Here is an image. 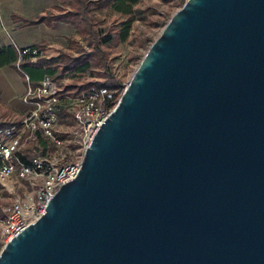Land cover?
Returning <instances> with one entry per match:
<instances>
[{"label":"water","instance_id":"water-1","mask_svg":"<svg viewBox=\"0 0 264 264\" xmlns=\"http://www.w3.org/2000/svg\"><path fill=\"white\" fill-rule=\"evenodd\" d=\"M0 264H264V0H185Z\"/></svg>","mask_w":264,"mask_h":264},{"label":"built area","instance_id":"built-area-1","mask_svg":"<svg viewBox=\"0 0 264 264\" xmlns=\"http://www.w3.org/2000/svg\"><path fill=\"white\" fill-rule=\"evenodd\" d=\"M14 47L17 65L24 59L36 62L42 56L40 48L34 45L14 43ZM24 79L21 99L28 105L26 112L11 124L0 126V187L11 198L8 204L0 207L1 248L43 214L57 188L73 179L81 166V159L60 162L54 156H27L25 150L31 141L42 137L60 143L58 122L60 115L66 112L71 115L85 148L120 98L108 84H94L69 94L62 92L48 74L36 84L29 82L27 74Z\"/></svg>","mask_w":264,"mask_h":264},{"label":"rangeland","instance_id":"rangeland-1","mask_svg":"<svg viewBox=\"0 0 264 264\" xmlns=\"http://www.w3.org/2000/svg\"><path fill=\"white\" fill-rule=\"evenodd\" d=\"M91 1H94V3L89 4L92 26L99 37H109L106 41H100V48L103 50L101 53L104 58L103 63L102 65L96 63L83 69H67L55 80L62 90L68 86L74 87L91 81H104L110 88H114L117 97H120V92L124 89L130 74L148 46L185 0H138L131 5L128 14H121L116 11L110 1L103 5H99L98 0ZM67 8L69 6L66 2L55 1L46 11L58 12ZM126 18L131 19V26L128 36L121 40L118 33L119 24ZM93 40L94 38L87 30L78 31L75 26L69 23L54 22L51 26V38L49 41H42L38 46L42 56L53 57L64 53L67 56L64 62H67L69 57L91 50L94 44ZM104 75L112 77V81ZM75 88H68L66 92L73 94ZM0 115L7 117L6 111L1 108ZM11 121L6 120L4 123L9 124ZM73 125L71 115L63 112L58 122L59 132L57 136L61 140L60 143L55 144L40 137L44 142L40 144L37 140L38 137H36L26 148L25 155H40L46 158L54 156L59 158L60 162L82 159L85 144L80 135L76 133ZM10 200L6 190L0 187V207L8 204Z\"/></svg>","mask_w":264,"mask_h":264},{"label":"trees","instance_id":"trees-1","mask_svg":"<svg viewBox=\"0 0 264 264\" xmlns=\"http://www.w3.org/2000/svg\"><path fill=\"white\" fill-rule=\"evenodd\" d=\"M113 5L114 9L121 14H128L131 8V5L136 3L138 0H98L99 5H103L106 2H109ZM58 2H66L69 8L63 9L58 12L46 11L44 13L37 14L34 17H22L19 15H14L22 20L23 24L30 25L36 23H45L48 26H52L54 22H66L73 26L78 31H85L94 38V44L89 51L84 53L69 57L67 62H64L66 54L60 53L57 56L46 57L41 56L36 62L29 61L28 59L22 60L18 65L16 64L17 60V50L14 45H0V65H9L16 68L19 73L24 76L27 74L29 77V82L31 84H36L39 79L45 74H48L52 78H59L64 71L71 68L83 69L84 67H89L94 64L102 65L104 58L102 57L103 53L100 48V41L108 40L109 37H99L97 31L93 28L91 22V15L89 13V4L94 3L91 0H58ZM131 26V19L126 18L122 20L119 24V36L123 40L128 36V31ZM34 46L40 45L33 44ZM42 46V45H41ZM39 47V46H38ZM107 79L112 81V77L104 75ZM94 84H105L104 81H91L87 83H82L76 86H68V88H75L73 92H79L91 85ZM68 88H64L62 92H66ZM70 93V92H67ZM72 93V92H71ZM9 125L7 123L0 121V126ZM40 144L44 143L40 137L37 138Z\"/></svg>","mask_w":264,"mask_h":264},{"label":"crops","instance_id":"crops-1","mask_svg":"<svg viewBox=\"0 0 264 264\" xmlns=\"http://www.w3.org/2000/svg\"><path fill=\"white\" fill-rule=\"evenodd\" d=\"M58 0H0V45H33L51 38V26L45 23L25 25L22 17H34L46 12L53 2ZM25 79L19 71L9 65H0V108L7 117L0 115V121L12 120L11 124L23 115L28 105L21 95Z\"/></svg>","mask_w":264,"mask_h":264}]
</instances>
